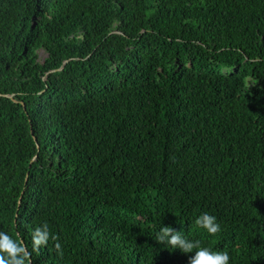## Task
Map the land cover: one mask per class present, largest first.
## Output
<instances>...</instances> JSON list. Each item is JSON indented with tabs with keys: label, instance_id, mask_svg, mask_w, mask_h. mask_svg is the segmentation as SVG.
<instances>
[{
	"label": "trees",
	"instance_id": "trees-1",
	"mask_svg": "<svg viewBox=\"0 0 264 264\" xmlns=\"http://www.w3.org/2000/svg\"><path fill=\"white\" fill-rule=\"evenodd\" d=\"M164 226L264 264V0H0V233L30 264H189Z\"/></svg>",
	"mask_w": 264,
	"mask_h": 264
},
{
	"label": "clouds",
	"instance_id": "clouds-1",
	"mask_svg": "<svg viewBox=\"0 0 264 264\" xmlns=\"http://www.w3.org/2000/svg\"><path fill=\"white\" fill-rule=\"evenodd\" d=\"M197 228L204 230L209 237H218L223 229L217 217L203 212L195 219ZM57 238L49 231L48 225L35 228L32 233V248L39 250L46 246L49 240ZM154 241L161 245L178 249L182 253H195L189 258V264H230L232 257L227 251H214L204 246L200 239H191L185 236L182 230H175L171 226L161 227L154 236ZM58 254L62 255L61 245L55 244ZM30 253L26 250L23 241H14L8 235L0 233V264H30Z\"/></svg>",
	"mask_w": 264,
	"mask_h": 264
},
{
	"label": "rangeland",
	"instance_id": "rangeland-1",
	"mask_svg": "<svg viewBox=\"0 0 264 264\" xmlns=\"http://www.w3.org/2000/svg\"><path fill=\"white\" fill-rule=\"evenodd\" d=\"M46 56H47V54L43 49L39 50V58L41 60H43Z\"/></svg>",
	"mask_w": 264,
	"mask_h": 264
},
{
	"label": "water",
	"instance_id": "water-1",
	"mask_svg": "<svg viewBox=\"0 0 264 264\" xmlns=\"http://www.w3.org/2000/svg\"><path fill=\"white\" fill-rule=\"evenodd\" d=\"M7 96H9V97H11L13 100H15V98H14V96L13 95H11V94H8ZM32 133H33V131H32ZM34 139H35V141L37 142V138L36 137H34ZM37 145H38V143H37ZM39 147V146H38Z\"/></svg>",
	"mask_w": 264,
	"mask_h": 264
}]
</instances>
